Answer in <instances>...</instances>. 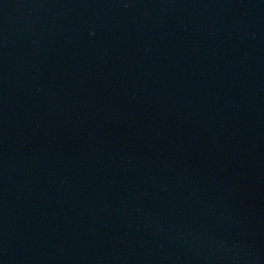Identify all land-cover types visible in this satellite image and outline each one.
<instances>
[{
    "label": "water",
    "instance_id": "obj_1",
    "mask_svg": "<svg viewBox=\"0 0 264 264\" xmlns=\"http://www.w3.org/2000/svg\"><path fill=\"white\" fill-rule=\"evenodd\" d=\"M0 264H264V0H0Z\"/></svg>",
    "mask_w": 264,
    "mask_h": 264
}]
</instances>
